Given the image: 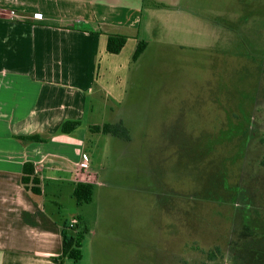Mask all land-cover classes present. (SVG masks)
Segmentation results:
<instances>
[{"label": "rangeland", "instance_id": "1", "mask_svg": "<svg viewBox=\"0 0 264 264\" xmlns=\"http://www.w3.org/2000/svg\"><path fill=\"white\" fill-rule=\"evenodd\" d=\"M147 1L150 46L98 117L131 142L95 136L104 186L73 264H264V0H185L176 19Z\"/></svg>", "mask_w": 264, "mask_h": 264}, {"label": "crops", "instance_id": "2", "mask_svg": "<svg viewBox=\"0 0 264 264\" xmlns=\"http://www.w3.org/2000/svg\"><path fill=\"white\" fill-rule=\"evenodd\" d=\"M147 2L153 13L165 10L175 19L185 18V0ZM145 4L0 0V264L77 262L61 258L62 229L77 216L78 226L83 219L74 197L77 183L104 186L94 171L93 153L100 147L95 136L102 133L90 126L107 123L98 117L114 102L122 103L123 80L138 42H147L139 59L150 46L154 29L150 19L143 25ZM193 13L189 18H202ZM110 34L128 36L120 53L108 51ZM68 119L82 125L63 133L61 125ZM36 133L49 140L23 143L15 138ZM83 153L89 157L86 167ZM27 161L41 179V194L22 183Z\"/></svg>", "mask_w": 264, "mask_h": 264}, {"label": "trees", "instance_id": "3", "mask_svg": "<svg viewBox=\"0 0 264 264\" xmlns=\"http://www.w3.org/2000/svg\"><path fill=\"white\" fill-rule=\"evenodd\" d=\"M128 36L125 34H110L108 37L107 49L111 53H120L127 43ZM147 47L145 40H140L133 54V60L136 61L143 54ZM82 125L81 120L68 119L61 125V131L63 133H71ZM90 129L95 133L112 134L118 137H122L126 140H130L129 130L125 126L122 120L111 123L91 125ZM15 138L19 139L23 143L29 142H46L49 140L48 136L41 134H29V135H15ZM22 183L24 186L31 190L35 194L42 193L41 179L35 173V166L32 162L27 161L23 167ZM95 192V185L91 182H78L74 190V197L77 200L79 206L90 203L93 201ZM80 220V217H76ZM86 237V231L81 230L78 223L75 226H71L70 222H66L62 229L63 238V253L61 258L66 257L79 261L83 258V242ZM216 258L215 251L209 252V259L214 260Z\"/></svg>", "mask_w": 264, "mask_h": 264}, {"label": "built area", "instance_id": "4", "mask_svg": "<svg viewBox=\"0 0 264 264\" xmlns=\"http://www.w3.org/2000/svg\"><path fill=\"white\" fill-rule=\"evenodd\" d=\"M88 162H89V157L86 153H83L82 156H81V165L83 167H86L88 165ZM78 220L75 218L73 219L71 222H70V225L71 226H75L77 224Z\"/></svg>", "mask_w": 264, "mask_h": 264}]
</instances>
